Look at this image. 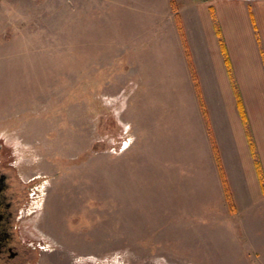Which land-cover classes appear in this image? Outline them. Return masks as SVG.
Segmentation results:
<instances>
[{
	"label": "rangeland",
	"instance_id": "obj_1",
	"mask_svg": "<svg viewBox=\"0 0 264 264\" xmlns=\"http://www.w3.org/2000/svg\"><path fill=\"white\" fill-rule=\"evenodd\" d=\"M149 2H0V146L23 236L54 249L40 264H264L260 153L210 103L181 18L165 17L175 56Z\"/></svg>",
	"mask_w": 264,
	"mask_h": 264
},
{
	"label": "crops",
	"instance_id": "obj_2",
	"mask_svg": "<svg viewBox=\"0 0 264 264\" xmlns=\"http://www.w3.org/2000/svg\"><path fill=\"white\" fill-rule=\"evenodd\" d=\"M149 1L144 14L152 18L151 23L166 43L172 42L167 36L174 35V22L166 23V15L173 12L181 18L190 46L192 67L201 86L214 92L210 103H213L215 94L214 103L225 114L223 122L233 128L239 148L244 152L249 149L252 154L251 146H254V151H259L262 158L259 163L263 169L264 0H193L187 8L182 7L175 12L172 11L171 0L167 4L164 0L162 5L159 0ZM187 11L190 19L185 17ZM183 42L182 38L178 41L176 37L172 42L176 47L166 51L173 50L175 56L179 51L181 56ZM246 129L255 138L252 143L247 140V145L243 143L247 137Z\"/></svg>",
	"mask_w": 264,
	"mask_h": 264
},
{
	"label": "flooded vegetation",
	"instance_id": "obj_3",
	"mask_svg": "<svg viewBox=\"0 0 264 264\" xmlns=\"http://www.w3.org/2000/svg\"><path fill=\"white\" fill-rule=\"evenodd\" d=\"M0 146V264H40L44 253L53 252L45 236L37 239L23 235V221L28 206H23L21 183L16 176L12 156ZM38 190L29 198L38 196Z\"/></svg>",
	"mask_w": 264,
	"mask_h": 264
},
{
	"label": "trees",
	"instance_id": "obj_4",
	"mask_svg": "<svg viewBox=\"0 0 264 264\" xmlns=\"http://www.w3.org/2000/svg\"><path fill=\"white\" fill-rule=\"evenodd\" d=\"M193 75H194V79H196L197 76L194 74V72H193ZM239 106H240V108H241V104H239ZM241 111H242V110H241Z\"/></svg>",
	"mask_w": 264,
	"mask_h": 264
},
{
	"label": "built area",
	"instance_id": "obj_5",
	"mask_svg": "<svg viewBox=\"0 0 264 264\" xmlns=\"http://www.w3.org/2000/svg\"><path fill=\"white\" fill-rule=\"evenodd\" d=\"M2 0H0V2H1Z\"/></svg>",
	"mask_w": 264,
	"mask_h": 264
}]
</instances>
